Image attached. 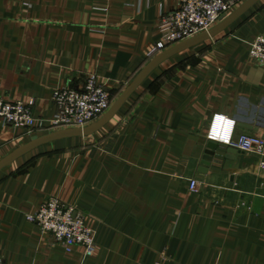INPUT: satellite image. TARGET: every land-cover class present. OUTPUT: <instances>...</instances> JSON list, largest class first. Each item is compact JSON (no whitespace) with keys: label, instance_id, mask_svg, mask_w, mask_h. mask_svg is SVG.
Returning a JSON list of instances; mask_svg holds the SVG:
<instances>
[{"label":"crops","instance_id":"1","mask_svg":"<svg viewBox=\"0 0 264 264\" xmlns=\"http://www.w3.org/2000/svg\"><path fill=\"white\" fill-rule=\"evenodd\" d=\"M177 2L0 0V95L39 120L31 134L0 120V160L56 131L57 88H81L96 72L115 101L163 51L161 17ZM260 36L264 0L161 63L96 133L42 144L3 168L0 260L264 264V157L219 144L213 163H202L215 115L235 120L236 134L264 138V65L250 58ZM49 197L87 216L92 253L66 251L28 220Z\"/></svg>","mask_w":264,"mask_h":264},{"label":"built area","instance_id":"2","mask_svg":"<svg viewBox=\"0 0 264 264\" xmlns=\"http://www.w3.org/2000/svg\"><path fill=\"white\" fill-rule=\"evenodd\" d=\"M246 0H178L177 7L161 17L164 41L156 51L165 50L179 42L209 31L220 19L232 13ZM250 58L264 65V36L250 45ZM57 111L50 121L52 129L85 127L100 119L114 103L98 73H91L81 88L60 87L53 95ZM0 120L15 127H24L32 133L38 123L29 105L22 101H8L0 95ZM236 121L224 115H215L206 138L218 144L235 147L245 153L264 157V138L259 135L235 132ZM264 168V160L260 164ZM199 181L190 180V189L198 191ZM42 232L71 252L82 246L87 253L95 250V230L87 224V216L57 197L47 198L39 209L28 215ZM0 264H7L0 260Z\"/></svg>","mask_w":264,"mask_h":264},{"label":"water","instance_id":"3","mask_svg":"<svg viewBox=\"0 0 264 264\" xmlns=\"http://www.w3.org/2000/svg\"><path fill=\"white\" fill-rule=\"evenodd\" d=\"M260 0H246L242 3L236 10H234L229 15L223 16L219 23L212 27L209 31L186 39L176 45L163 50L155 58H153L135 77V79L126 87L123 93L114 101L109 111L104 114L100 119L91 123L85 127L78 128H67L59 129L43 135L39 138L33 139L30 142L22 145L21 147L13 150L8 156L0 160V171L10 166L16 159L33 150L34 148L53 142L58 139L68 138V137H79V136H89L113 120L123 107V105L129 100L132 94L141 86V84L146 80V78L164 61L171 58L172 56L185 51L189 48L197 46L202 42L208 41L217 37L223 31H225L232 23H234L239 17H241L245 12H247L252 6H254ZM219 144L214 141H209L207 145V150L205 156L203 157L202 163L204 165H211L217 154ZM234 148V147H233ZM236 150L231 149L230 152L234 153ZM246 162L249 163L247 159Z\"/></svg>","mask_w":264,"mask_h":264}]
</instances>
